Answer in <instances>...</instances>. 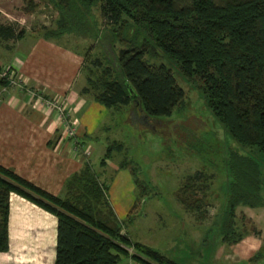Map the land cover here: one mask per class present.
<instances>
[{
	"label": "trees",
	"instance_id": "obj_1",
	"mask_svg": "<svg viewBox=\"0 0 264 264\" xmlns=\"http://www.w3.org/2000/svg\"><path fill=\"white\" fill-rule=\"evenodd\" d=\"M41 1L57 16L53 26L41 28L40 37L96 36L107 27L111 39L119 44L113 65L100 58L92 61L99 73L88 69L81 92L91 94L106 108L131 106L146 118L171 116L183 105L184 90L163 63L146 59L164 56L199 89L228 136L242 147L255 149L264 160V0ZM29 4L35 6L31 0L26 6ZM95 7L101 25L93 15ZM26 12L31 10L26 7ZM22 33L15 24L0 23V43L20 39ZM122 149L121 141H111L100 167ZM225 162L228 192L219 230L221 241L230 245L245 235L235 225L236 209L263 207L264 186L260 163L254 158L230 149ZM119 166L130 170L137 185L132 161L123 159ZM205 179L202 171H196L179 187V202L200 216L204 204L195 193L200 188L197 183ZM10 192L56 216L54 264H119L126 257L138 264H178L122 232L106 186L89 160L65 180L62 196L52 195L0 165V252L8 249ZM262 254L260 248L251 259Z\"/></svg>",
	"mask_w": 264,
	"mask_h": 264
},
{
	"label": "rangeland",
	"instance_id": "obj_2",
	"mask_svg": "<svg viewBox=\"0 0 264 264\" xmlns=\"http://www.w3.org/2000/svg\"><path fill=\"white\" fill-rule=\"evenodd\" d=\"M27 1L30 0H0V23L15 24L18 31H23L20 39L0 43V55L4 61L14 53L27 55L25 50L31 42L40 38L41 28L54 25L57 16L55 10L41 0H31L34 7L32 4L26 6ZM26 7L31 12L27 13ZM99 13L95 7L93 15L101 25L103 21ZM53 41L63 49L86 56V67L75 83L76 87L85 85L89 68L99 73L91 64L95 58L113 65L119 48V44L111 39L107 27L99 29L96 36L92 33L66 34ZM157 58L146 57L148 61L163 63L171 70L177 84L184 90L183 105L176 107L171 116L148 118L140 117L131 106L120 110L106 108L109 112L104 125L109 129L103 133L109 135L110 140L121 141L123 151L113 152L107 168L99 166L102 154L95 153L91 158L92 167L105 184L108 198H111L113 191L119 192L123 205H116V213L122 232L129 238L152 246L178 264H226L219 251L222 244L219 226L228 192L227 154L233 149L260 163L263 186L264 160L255 149L242 147L228 136L206 106L199 89L180 74L173 61L160 55ZM85 157L89 159V155ZM123 159L132 161L137 185L129 169L126 171L127 178H121V172L114 170L113 165ZM196 171H202L206 176L205 180L197 183L200 188L195 193V197L202 198L204 204L201 216L198 212L187 211L179 202L182 194L179 187ZM120 181L125 183L121 188H116L114 184ZM261 196L264 201V187ZM115 197L116 200H113L117 201L118 196ZM126 199L132 201L129 207L124 205ZM133 204H136L134 209L131 208ZM263 209L264 206H239L235 215L237 230H264V221L255 225L245 214ZM123 261L119 264H123Z\"/></svg>",
	"mask_w": 264,
	"mask_h": 264
},
{
	"label": "crops",
	"instance_id": "obj_3",
	"mask_svg": "<svg viewBox=\"0 0 264 264\" xmlns=\"http://www.w3.org/2000/svg\"><path fill=\"white\" fill-rule=\"evenodd\" d=\"M25 51L27 55L14 53L7 61L0 55V69L10 67L14 73L11 79L0 77V165L36 187L62 196L65 180L79 171L84 160L92 163L95 153L103 156L106 146L114 140L103 133L109 129L104 125L109 111L91 94L81 92L84 85L76 87L84 65L80 53L42 37ZM49 99L62 105L64 120L75 126L73 137L66 136L59 111L45 105ZM119 164L113 165L114 170L127 178L128 168ZM109 165L108 159L104 168ZM124 183L116 182L114 186L121 188ZM115 195L117 201L113 200ZM109 202L116 213V205L122 204L119 192L113 191ZM131 204V200H124L125 207ZM245 214L255 225L264 221V209ZM255 231L258 234L245 230L244 237L235 244L222 242L219 251L226 264H264V230ZM56 234L54 214L10 192L8 249L0 252V264H54ZM260 248L263 254L252 260ZM129 259L124 258L123 264Z\"/></svg>",
	"mask_w": 264,
	"mask_h": 264
},
{
	"label": "built area",
	"instance_id": "obj_4",
	"mask_svg": "<svg viewBox=\"0 0 264 264\" xmlns=\"http://www.w3.org/2000/svg\"><path fill=\"white\" fill-rule=\"evenodd\" d=\"M14 73L11 69H9V67H7L6 69H2L0 70V77L4 78V79H11L13 78ZM45 105L47 107H49L50 109H56L59 111L60 113V119L64 120L65 119V115L63 113V108L61 104H58V102L56 100L54 101H45ZM65 121V120H64ZM65 125H66V130H65V134L68 137H73L75 135V126L68 122L65 121ZM130 252L132 251L131 249L129 250ZM126 264H136L135 261H133L132 259H129V262H127ZM138 264V263H137Z\"/></svg>",
	"mask_w": 264,
	"mask_h": 264
},
{
	"label": "water",
	"instance_id": "obj_5",
	"mask_svg": "<svg viewBox=\"0 0 264 264\" xmlns=\"http://www.w3.org/2000/svg\"><path fill=\"white\" fill-rule=\"evenodd\" d=\"M126 86H127V89H128V91H129V93H132V89H131V87L129 86V84H126Z\"/></svg>",
	"mask_w": 264,
	"mask_h": 264
}]
</instances>
